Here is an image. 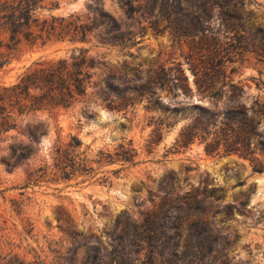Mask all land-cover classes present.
<instances>
[{
	"label": "rangeland",
	"instance_id": "rangeland-1",
	"mask_svg": "<svg viewBox=\"0 0 264 264\" xmlns=\"http://www.w3.org/2000/svg\"><path fill=\"white\" fill-rule=\"evenodd\" d=\"M42 5L87 37L1 48L0 90L81 50L94 67L74 105L0 134V264H264V0ZM170 69L187 95L161 88ZM188 125L206 131L182 145ZM73 136L93 170L61 179Z\"/></svg>",
	"mask_w": 264,
	"mask_h": 264
},
{
	"label": "trees",
	"instance_id": "trees-1",
	"mask_svg": "<svg viewBox=\"0 0 264 264\" xmlns=\"http://www.w3.org/2000/svg\"><path fill=\"white\" fill-rule=\"evenodd\" d=\"M44 0H0V49L6 47L15 50L23 40L35 43L42 40L43 43L55 38L59 40L84 41L87 32L82 24L74 21L65 22L64 17L51 15L50 18L41 17L40 9ZM7 59L1 53L0 66ZM94 67L92 59L88 58L81 50L79 55L71 59L61 58L50 63L38 64L25 69L17 78L16 82L2 87L0 90V134L15 129L18 121L23 116L36 113L41 110L74 105L87 91L92 78L91 69ZM169 71V72H168ZM167 71L162 84H170L166 88L175 92L176 95L191 91L190 87H179L176 84V76ZM177 72L188 83V77L184 69L177 68ZM182 78V77H181ZM209 84L206 81L203 86ZM185 86V85H184ZM201 87H198L200 91ZM211 88V87H205ZM224 89L210 91V96H220ZM158 105L162 102L158 99ZM205 130L198 125H188L180 135L182 145L188 144L195 136ZM251 132L249 136H251ZM83 143L77 136H73L65 145H57L53 155V173L61 179H70L78 172H91L89 158L80 150ZM137 154L134 148L121 145L116 153L124 162L134 164V156ZM98 162L111 158L110 153L100 151ZM111 161V160H110ZM258 172L263 170L255 169ZM106 179V178H105ZM105 181V180H104Z\"/></svg>",
	"mask_w": 264,
	"mask_h": 264
}]
</instances>
